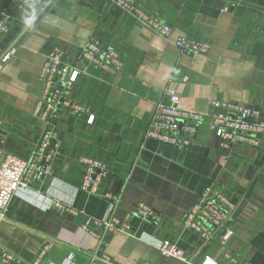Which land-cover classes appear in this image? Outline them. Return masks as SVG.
Listing matches in <instances>:
<instances>
[{"label":"crops","instance_id":"obj_1","mask_svg":"<svg viewBox=\"0 0 264 264\" xmlns=\"http://www.w3.org/2000/svg\"><path fill=\"white\" fill-rule=\"evenodd\" d=\"M136 3L171 28L168 38L106 0H40L33 17L20 13L11 0H0V22L5 20L8 29L0 36V56L15 50L0 73L3 156L19 163L31 158L44 127L34 116L42 91L39 75L55 49L80 72L65 100L89 108L94 117L88 124L69 106L58 107L52 124L60 153L50 175L6 199L0 250L13 254L15 264H32L44 242L52 240L44 264H61L69 251L76 253L75 264H88L91 255L102 253L113 264H182L161 256L158 245L168 241L191 264L207 257L229 264L226 250L245 264H264V135L257 147L237 144L222 150L205 117L186 149L143 138L156 104L167 103V87L179 93L182 109L207 114L211 101L235 102L257 109L264 123V0ZM180 35L207 42L209 52L181 55L173 44ZM90 40L116 51L122 70L103 72L81 58ZM81 157L107 168L99 191L119 196L114 211L109 201L81 190ZM210 185L232 196L238 206L230 222L231 238L203 245L182 221ZM49 200L66 203L76 214H60ZM137 203L148 205L159 221L132 216L127 232L109 233L103 243L82 229L88 218L107 220L113 213L121 219Z\"/></svg>","mask_w":264,"mask_h":264},{"label":"built area","instance_id":"obj_2","mask_svg":"<svg viewBox=\"0 0 264 264\" xmlns=\"http://www.w3.org/2000/svg\"><path fill=\"white\" fill-rule=\"evenodd\" d=\"M11 1L20 13L32 17L38 15L40 0ZM106 1L111 6L127 12L152 33L165 39L170 36L171 28L157 17L147 14L136 3V0ZM7 31V24L4 20L0 22V36ZM173 44L184 56L205 55L210 49L207 42L197 41L187 35L177 36ZM14 53L15 50L12 47L0 56V73L4 64ZM80 57L98 70L111 74L121 71L124 66L123 59L116 51L102 47L97 41L86 42L81 49ZM79 73L77 69L62 61V54L58 49L47 56L39 75L42 91L34 109V116L43 122L44 127L31 158L26 162L19 163L9 156L4 157L0 150V222L4 219L6 199L26 191L31 181H40L50 175L52 163L60 153L61 147L52 124L58 107L61 104L69 106L73 114L86 117V122L92 124L94 117L89 114V108L68 105L65 100L71 94ZM165 98L167 103L156 104L144 132V139L186 149L192 144L198 127L205 117L210 119L209 130L217 139L218 146L222 150H230L237 144L257 147L264 135V123L258 120L259 112L254 107L228 101H211V112L203 114L182 109L180 95L171 87L166 88ZM80 164L84 168L81 190L109 201L114 211L119 203V196L99 191L100 184L108 175L105 165L87 157H81ZM35 197L40 198L41 196L36 193ZM48 203L60 214H76L73 208L59 200H49ZM237 206L238 202L232 196L218 191L210 185L205 188L201 196L187 211L182 226L195 232L203 245L215 238L225 243L232 236L230 222ZM112 214L107 220L88 218L82 229L87 232L90 238H96L100 241L99 243H103L105 236L109 233L127 232L130 229L129 222L132 216L153 223H157L160 218L159 214L144 203H137L134 210L126 213L121 219ZM95 230L101 231L96 233ZM53 247L54 242L46 240L32 264H44L45 257ZM158 250L164 258H174L182 264H191V260L176 244L163 241L158 245ZM224 258L229 264H245L227 250L224 252ZM75 261L76 253L69 251L61 264H75ZM16 262L17 259L13 254L0 250V264H15ZM88 264H113V262L108 255L102 253L91 255ZM200 264L216 263L207 257Z\"/></svg>","mask_w":264,"mask_h":264}]
</instances>
